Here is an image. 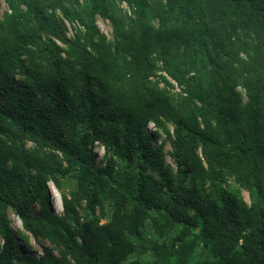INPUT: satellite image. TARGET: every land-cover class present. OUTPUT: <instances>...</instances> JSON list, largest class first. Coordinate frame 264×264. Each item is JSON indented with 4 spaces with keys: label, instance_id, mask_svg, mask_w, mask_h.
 Returning <instances> with one entry per match:
<instances>
[{
    "label": "trees",
    "instance_id": "obj_1",
    "mask_svg": "<svg viewBox=\"0 0 264 264\" xmlns=\"http://www.w3.org/2000/svg\"><path fill=\"white\" fill-rule=\"evenodd\" d=\"M0 1V264H264V0Z\"/></svg>",
    "mask_w": 264,
    "mask_h": 264
},
{
    "label": "rangeland",
    "instance_id": "obj_2",
    "mask_svg": "<svg viewBox=\"0 0 264 264\" xmlns=\"http://www.w3.org/2000/svg\"><path fill=\"white\" fill-rule=\"evenodd\" d=\"M121 8H123L124 10L128 11V7L126 6V4H121L120 5ZM7 9V6L5 4L4 1H0V19L2 18V15L4 13V11ZM65 24L67 26L68 29V36L72 37L73 33H74V27L78 28V24L74 23V24H70L69 22L65 21ZM97 24L99 26V29L101 31L102 34H104L108 39H112V27L111 24L106 21L103 20L101 18L97 19ZM168 80L170 81V83L173 85V88H171V92H180V89L175 85V83L173 81H171L169 78ZM244 98H245V94L244 92L242 93ZM148 129L152 132H157V129L154 127L153 124H150ZM171 129V127H170ZM165 139V135L161 134V139L158 142H155L157 145L160 144L163 140ZM171 148L169 143H166L164 146V151L166 153V158H167V162L169 164H172V160L169 157V152H170ZM96 152H97V156L98 158H102L104 155V149L101 146H97L96 147ZM74 187V183L71 182V180H66L65 181V188H66V192H70L72 190V188ZM50 190L52 193V202H53V207L54 210L57 211L58 213H62V202H61V193L60 191H58V189H56V187L51 183L50 184ZM241 195L243 196V198L249 203L250 202V197L247 191L245 190H241ZM9 219L11 221V227L14 230V232L18 233V232H23L25 233L23 227H22V223L20 221V219L14 214L13 211H9ZM27 234V233H25ZM29 245L31 247V251L37 252V253H41L42 251V247H50V244L45 241V240H41L40 242L35 241L31 236L29 239ZM135 257H132V259ZM199 253H196L195 257L192 259L191 264H199Z\"/></svg>",
    "mask_w": 264,
    "mask_h": 264
}]
</instances>
